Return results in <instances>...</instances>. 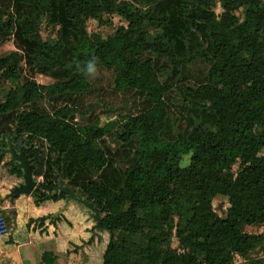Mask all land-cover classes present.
I'll return each instance as SVG.
<instances>
[{
	"label": "trees",
	"instance_id": "1",
	"mask_svg": "<svg viewBox=\"0 0 264 264\" xmlns=\"http://www.w3.org/2000/svg\"><path fill=\"white\" fill-rule=\"evenodd\" d=\"M9 1L0 0L1 28L16 30L31 43L28 65L56 80L48 86L21 82L19 55L0 58V81L11 84L0 90V117L15 115L14 144L22 136L43 141L56 171L69 153L92 176L85 199L101 215L94 229L109 236L102 264H230L234 255L245 258L254 238L243 233L244 227L264 224V0H178L181 18L176 24L171 13L154 7L164 0H133L141 7L152 6L137 15L128 6L119 9V0H61L62 19L77 36L68 49L56 31L55 2L16 0L13 17ZM238 11L242 20L235 16ZM115 14L125 18L126 27L116 28L104 41L97 34L83 36L88 20L110 26L107 18ZM42 26L50 30L45 40ZM174 30L181 43L189 35L203 42L196 52L178 59L166 36ZM182 67L202 78L195 86L186 85L189 99L175 98L201 115L193 124L194 134L186 137L172 130L164 134L171 85L183 77V70L175 80L171 73ZM102 71L108 73L104 83L111 85L119 102L140 94L141 112L120 113L100 126L97 114L102 110L96 103L88 106L94 114L85 113L84 101L65 104L75 96L98 99L89 80ZM44 101L51 103L49 110ZM76 113L81 124L72 121ZM107 141L132 142V147H122L131 150L123 170L116 168ZM28 152L33 166L41 167L39 146ZM184 157L187 164L181 168ZM111 169L118 175V192ZM54 188L41 184L35 195L43 192L38 199L44 200ZM216 197L228 199L222 218L211 209ZM174 217L180 254L163 248Z\"/></svg>",
	"mask_w": 264,
	"mask_h": 264
},
{
	"label": "crops",
	"instance_id": "2",
	"mask_svg": "<svg viewBox=\"0 0 264 264\" xmlns=\"http://www.w3.org/2000/svg\"><path fill=\"white\" fill-rule=\"evenodd\" d=\"M55 2L56 7V31L61 32V41L65 49L70 48L76 43L75 30L65 24L61 16V0H52ZM178 0H164L160 4L155 5V8H162L161 10H166L171 13V22L174 24L181 18L179 15V10L177 8ZM15 2L16 0H10V6L7 8L11 16H15ZM93 4H96L98 0H92ZM119 9L123 6H128L132 10H135L134 15H137L139 11H147L152 6H139L133 0H119ZM3 3L0 4V10H3ZM24 8V7H22ZM129 12V11H127ZM137 12V14H136ZM115 18L118 19V25L114 26ZM110 22V26H98V24L93 20H88L85 24V31L83 36H90L92 34L99 35L102 41L111 35V33L105 35V37L98 34V32H91L89 30V24L94 23L97 28H105L112 30L118 27H126L128 22L123 16L112 15L107 18ZM0 24V58L8 56L12 53H16L20 57V69H21V82L24 81H35L37 84L42 86L51 85L56 79L50 74L45 72H38L36 69L31 68L28 65V57L30 56L33 46L28 41L20 38L19 33L16 30L5 32ZM194 26V24H193ZM43 27V26H42ZM45 29V27H44ZM41 31L43 29L41 28ZM173 31H166V36L172 39L174 43L175 53L178 59L186 58L188 55L196 52L199 44L203 42L202 37H198L196 41H192L190 35L186 40L181 43L177 41V33L174 30V37L171 38ZM48 35V34H47ZM46 35V37H47ZM40 36L45 40V36L40 32ZM53 37L55 34L52 35ZM163 69H168V64L164 61H160ZM160 65V66H161ZM195 63L190 65V70H193ZM186 67H182L181 70L174 69L171 74H173V79L177 78V75H181L182 80L175 82L171 85V91L169 96H171L172 105L168 112V123L173 121L172 126H168L164 130V134L168 135L171 130L174 134H182L183 137L194 134V122L201 117L196 111H192L187 108V106L178 101L184 102L189 99L190 92L187 91L186 85L195 86L197 82H201L202 78L195 73H186L184 70ZM105 77H109L107 72H100L93 74L89 80V85L91 89H97V98L91 99L90 97H72L68 99L65 104L70 107L77 105V103L84 104L86 107L85 113L92 114V110L88 107L91 102L96 103L101 108V113L97 114L99 120V125L103 126L107 122L114 120L115 115L120 113L135 115L141 112L140 106V94L138 95H127L123 98L122 102H119L117 95L113 93L111 85L105 84ZM37 80L45 81L48 83H39ZM0 89H5L11 87L8 82L0 81ZM168 96V97H169ZM79 98V99H78ZM174 98V100H172ZM1 102V98H0ZM45 110H49L51 103L48 104L44 101L41 103ZM59 106L63 103H58ZM94 106V105H93ZM33 106H27L26 109L29 110ZM94 114V113H93ZM15 115H5L0 117V133L2 136L13 135L15 131ZM171 117V118H170ZM74 124H81V119L79 113H76L73 117ZM105 118V123L101 124L100 119ZM90 119V118H89ZM174 136V135H173ZM172 136V137H173ZM104 140H108L105 138ZM108 150L111 148H122V147H132V142L123 145L119 142H109L107 141ZM3 148L6 149V144H2ZM14 149L16 153L20 148L25 149V155L31 166V179L35 184L34 192L37 187L41 184L52 183L55 188L63 183L65 188H69L74 197L84 198V189L86 184L93 178L86 171L80 169L74 157L67 153L63 155L60 159L59 172L52 167V160L47 159V146L41 140H35L29 136H22L20 142L14 144ZM41 149L42 160L41 167L33 166V163L28 158V151L30 147H37ZM14 172L19 173L17 176ZM23 172L15 167V163L11 160L10 155H5L0 158V211L6 217L9 232L8 235L0 238V264H102V258L105 249L109 242V236L106 232L97 231L94 229L95 222L91 220L88 216L87 211L75 202H69L65 205L64 196L58 195L52 198H57V200H50L45 193V199L41 198V195H13L16 189L21 188L24 185L23 182ZM100 175L97 176V178ZM54 188V189H55ZM53 189V190H54ZM53 192V191H52ZM50 192V193H52ZM49 193V194H50Z\"/></svg>",
	"mask_w": 264,
	"mask_h": 264
},
{
	"label": "rangeland",
	"instance_id": "3",
	"mask_svg": "<svg viewBox=\"0 0 264 264\" xmlns=\"http://www.w3.org/2000/svg\"><path fill=\"white\" fill-rule=\"evenodd\" d=\"M215 14H220V9L217 6L215 9ZM235 16L239 18V20H242V13L241 11H238L235 13ZM118 19L115 18L114 20V26L118 25ZM45 26L42 27L43 31L41 33L43 34V37L47 34H49L50 30L47 29ZM89 30L92 32H98L101 36L105 37V35L111 33L115 30V28L112 30L108 29V27L105 28H97L94 23L89 24ZM48 36V35H47ZM39 83H45L47 84L48 81H42L37 80ZM1 88V87H0ZM1 90V89H0ZM0 97H2V93L0 92ZM101 124L105 123V118L100 119ZM112 150H109L112 157H114V161L116 163V168L118 170H123L125 166L128 165V160L131 157V150L129 148H126L125 150L123 148H111ZM260 155H264V150L260 152ZM187 164V158L184 157L180 163V167L183 168ZM239 164L237 163L235 166L232 167V174L236 175L238 171ZM109 170V169H108ZM107 170V171H108ZM113 169H111V172H109L111 177L115 178V192L119 191L120 184L117 183V173L112 172ZM110 171V170H109ZM119 173V172H118ZM111 185V184H110ZM84 199V198H83ZM86 200V199H85ZM229 208L228 199L225 197H216L211 201V209L212 211L218 216V217H224L226 210ZM173 228L168 232V236L163 244L164 249H169L177 254H180L183 252V249L180 245V242L177 239V231L176 226L178 224L177 217L173 218ZM243 233L247 236L253 237V246L252 249L248 252L247 256L245 258H241L237 255H234L232 257L230 264H264V224L263 225H254V226H247L244 227Z\"/></svg>",
	"mask_w": 264,
	"mask_h": 264
},
{
	"label": "water",
	"instance_id": "4",
	"mask_svg": "<svg viewBox=\"0 0 264 264\" xmlns=\"http://www.w3.org/2000/svg\"><path fill=\"white\" fill-rule=\"evenodd\" d=\"M15 131L13 132V135L11 137L5 135L2 136L0 139V145H2L3 143L6 144V149L1 148L0 149V158L2 156L5 155H10L11 156V160L15 163V167L18 170H21L23 172V182L24 185L19 188L16 189L13 193V195H30V194H34V189H35V184L32 182L31 179V166L29 164V161L25 155V149L20 148L18 150V153H16L13 143L15 140ZM41 195V193L39 194ZM48 198H52L54 196H64L65 198V205H68L69 202H75L78 205H81L86 211L88 216L91 218V220L93 222H98L101 218L100 212L95 208V206L92 203L87 202L84 199H81L79 197H74L72 195V192L69 188H65L63 186V183H60L59 186L57 188H55L53 190L52 193H48L46 194Z\"/></svg>",
	"mask_w": 264,
	"mask_h": 264
},
{
	"label": "built area",
	"instance_id": "5",
	"mask_svg": "<svg viewBox=\"0 0 264 264\" xmlns=\"http://www.w3.org/2000/svg\"><path fill=\"white\" fill-rule=\"evenodd\" d=\"M9 225L6 217L0 211V238H3L8 235Z\"/></svg>",
	"mask_w": 264,
	"mask_h": 264
}]
</instances>
